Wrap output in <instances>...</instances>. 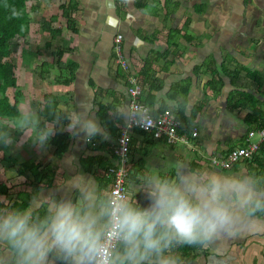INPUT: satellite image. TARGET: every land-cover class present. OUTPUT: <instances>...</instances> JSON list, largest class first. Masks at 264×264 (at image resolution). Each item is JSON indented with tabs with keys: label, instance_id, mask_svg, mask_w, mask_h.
<instances>
[{
	"label": "crops",
	"instance_id": "1",
	"mask_svg": "<svg viewBox=\"0 0 264 264\" xmlns=\"http://www.w3.org/2000/svg\"><path fill=\"white\" fill-rule=\"evenodd\" d=\"M69 1L27 0L44 11L42 23H60L53 29H62V34L52 43L46 41L48 47L57 46L56 50H42L37 45L39 37L52 38L50 29L40 36L29 34V48L15 60L20 117L0 118V123L14 124L13 144L0 145V152L17 163L0 164V180L10 187L7 196L0 195L1 202L8 204L19 196L27 198L28 205L35 204L39 197L71 198L74 193L66 183L78 174L94 178L101 196L109 195L110 169L120 166L117 141L129 126L132 110L126 80L114 58L118 34L123 35L124 57L140 80L145 60L157 58L152 75L160 90L142 96L139 102L144 106L154 102L150 111L155 114L170 109L179 117V133L189 140L188 144L173 146L154 133L128 131L132 151L127 187L137 188V202L147 204L139 190V177L150 169L169 176H175L181 167L184 172L249 176L254 184L264 187V140L256 126L246 123L248 114L255 113L253 118L264 114V0H72L77 5V31L73 34L63 29V21L52 22L60 16L61 5ZM47 3L48 10L57 11L49 15L45 11ZM33 29L31 21L32 34ZM59 48L63 50L61 62L55 60L53 64ZM165 52L166 57L158 60ZM67 63L77 69L76 76L70 84H63V80H70ZM43 64L50 65L46 73ZM55 69L57 82L49 84ZM48 94L59 103L58 117L52 122L38 114L44 110ZM180 103L186 107L179 110ZM106 107L110 125L104 119ZM76 113L99 124L101 133L91 138L95 148L83 133L69 129L70 116L75 119ZM18 121L37 133L52 129L53 135L41 147L29 139L31 131L16 127ZM193 131H197L198 138L193 137ZM56 133L68 137L61 158L51 144ZM250 133L254 135L250 137ZM247 139L262 146L254 161L240 162L230 170L213 164L215 158L223 159L233 149L245 146ZM24 163L52 166V186H37L30 172L19 175L18 169ZM253 220L250 228L235 235H225L207 246H180L173 253L182 264H264V213H257Z\"/></svg>",
	"mask_w": 264,
	"mask_h": 264
},
{
	"label": "clouds",
	"instance_id": "2",
	"mask_svg": "<svg viewBox=\"0 0 264 264\" xmlns=\"http://www.w3.org/2000/svg\"><path fill=\"white\" fill-rule=\"evenodd\" d=\"M69 121V129L83 133L92 145L91 138L102 131L94 119L78 113ZM16 127L31 131L29 139L41 147L53 135L52 129L37 133L20 121ZM10 142V134L0 132V144ZM131 151L132 137L129 177ZM139 180L146 205L137 202L135 186L103 197L96 180L84 174L67 181L71 198L39 197L24 208L0 205V264H182L174 248L207 246L250 228L257 213H264V187L249 176L181 167L175 176L150 169Z\"/></svg>",
	"mask_w": 264,
	"mask_h": 264
},
{
	"label": "trees",
	"instance_id": "3",
	"mask_svg": "<svg viewBox=\"0 0 264 264\" xmlns=\"http://www.w3.org/2000/svg\"><path fill=\"white\" fill-rule=\"evenodd\" d=\"M31 10L37 11V8H33ZM77 10L76 3L73 4V1L70 0L67 5H61L60 7V16H57L55 19H52V22L55 21H63L64 23V30H66L67 33L73 34L76 33V24H75V12ZM30 17H29V8L27 6V0H0V118H15L18 117L19 114V93L16 90L17 82H16V73H15V64L9 60L12 51H11V41L14 40L17 37H24L27 38L30 34ZM48 32H50V35L52 39H55L58 36H61L62 29H50ZM173 33L176 34L175 31ZM172 33V34H173ZM49 44V43H47ZM51 46V44H50ZM171 46V45H170ZM56 56L58 58V63L61 62V58L63 56V50L61 48L57 49ZM166 57V52L162 55L160 54L158 57V60L160 58ZM126 58V56H125ZM156 57H154V60H145L144 67L140 75H142V80L144 84L149 85V89L145 88L143 85V93L142 96H150V93L154 90L158 92L160 90V87H157L155 85V80L153 79L152 75V66L155 63ZM129 70L128 72L124 70L123 68L119 67L122 72V77L127 81L129 76H138L137 73L133 72L131 70V65L126 58ZM67 69L70 73V80H63V84H70L73 82L76 76V70L70 63H67ZM44 65V64H43ZM43 67L44 73H46L47 69L50 67V65H44ZM46 70V71H45ZM44 73L42 74V77L44 78ZM237 74V73H236ZM139 77V76H138ZM127 85V83H126ZM9 89H15V97H13V100L7 95V92ZM148 89V90H146ZM238 93V92H237ZM140 97V98H141ZM45 103H44V110L39 111V115L45 118V121L52 122L54 121L58 116V100L53 95H45L44 97ZM146 106L150 110V106H153L154 102L148 101L146 102ZM186 105H183V103L179 104V110L185 108ZM109 111V107H106L104 110V117L105 122L107 125L112 124L111 120L109 119V116L107 115ZM164 111V109L162 110ZM155 116L159 114L153 113ZM253 115L255 113H250L247 116L246 123L248 126H256L258 128L257 133H259L264 128V114L262 116H256V118H253ZM177 117V116H176ZM65 118V116H64ZM179 119V117H177ZM133 131H139V132H145L142 131L139 127H135ZM149 133H154L155 131H151ZM67 136L56 133V135L51 140V144L55 146V155L58 158H61L62 155L65 153L67 149ZM259 145V151L261 150V143H257ZM241 147H238L236 149H233L232 151H235ZM258 151V152H259ZM230 153V152H229ZM228 153V154H229ZM4 161H7L12 164H16L17 160L11 156L3 157ZM254 161V160H252ZM26 172H30L34 177V182H36V185L41 188H49L53 184V178H54V168L52 166H43L42 164H32V163H24L21 164V166L18 169L19 175H24ZM10 193V188L4 184L0 183V195L7 196ZM0 205L8 206V207H16V208H24L28 206V200L27 198L23 196H19L18 200H12V202L4 203L0 201ZM41 214H43L44 209H38Z\"/></svg>",
	"mask_w": 264,
	"mask_h": 264
},
{
	"label": "built area",
	"instance_id": "4",
	"mask_svg": "<svg viewBox=\"0 0 264 264\" xmlns=\"http://www.w3.org/2000/svg\"><path fill=\"white\" fill-rule=\"evenodd\" d=\"M114 58L117 65L128 72L129 65L123 54V35L115 36L113 45ZM128 92L131 98V115L129 118V126L124 129L118 138V156L120 166L110 169V177L112 178L111 194L119 195L123 187H127L129 178L128 153L131 148V135L128 131H132L135 127H139L142 131H155L158 136H163L169 143L188 144L189 140L185 135H181L178 131L180 123L170 110L164 111L154 118L150 110L139 102L143 93V82L137 76H129L127 80ZM264 128V127H263ZM197 131L193 132V137H197ZM253 135V133L251 134ZM261 138L264 139V129L259 132ZM95 145V143H93ZM259 151V145L248 143L247 146L241 147L235 151H231L226 158L213 160V163L223 169H229L234 164L252 160Z\"/></svg>",
	"mask_w": 264,
	"mask_h": 264
},
{
	"label": "rangeland",
	"instance_id": "5",
	"mask_svg": "<svg viewBox=\"0 0 264 264\" xmlns=\"http://www.w3.org/2000/svg\"><path fill=\"white\" fill-rule=\"evenodd\" d=\"M47 1V0H46ZM49 2V1H48ZM56 4V3H55ZM27 6L29 8V17H30V20L32 21V24H33V34L30 33V36L34 37V36H40L43 34L44 31L48 30V29H53L54 27H58L60 25V23L56 22L54 25H52L51 22H44L42 23L43 21V18H42V8L40 9L39 6H35L34 4H31L30 2L28 3L27 2ZM48 6L49 4L47 3L46 7H45V11L50 15L53 11H57L55 9H51V10H48ZM33 8H37V11H34V10H31ZM37 12L41 13V14H37ZM45 19V18H44ZM38 23V24H37ZM63 25V28H64V23L61 22ZM44 24V27L43 29L41 28V25ZM44 30V31H43ZM30 36H28L27 38H24V37H17L15 38L14 40L11 41V51H12V54L9 58V60H11L13 63H15V60H17V58H19V56L21 57L22 55V51L23 49H26V48H29L27 46L28 43L30 42L29 41V38ZM47 40H51L50 43H52V38L48 37L46 38L45 36L43 37H39V42L37 43L38 47H40V49H44L46 48L47 50H52V49H55L57 46H47V43L46 41ZM35 44V43H34ZM36 46V44L34 45V47ZM51 47V48H50ZM56 50V49H55ZM50 55V54H49ZM55 57H57L55 55ZM54 57V58H55ZM52 57L50 56V59ZM52 58L53 60V64L55 63V60L58 61V58ZM30 64V63H28ZM56 65V64H55ZM56 67V66H55ZM37 75V73H36ZM57 75H58V71L55 69L52 73H50V80L47 81V83H53L54 81H56V78H57ZM55 77V78H54ZM69 77V75H68ZM54 78V80L52 81V79ZM57 82V81H56ZM55 88V87H53ZM18 89V88H17ZM16 89V90H17ZM15 89H9L8 92H7V95L13 100V97H15V92H16ZM30 96V94H29ZM1 94H0V98H1ZM41 97H43L41 95ZM43 105V104H42ZM20 117V115L18 116ZM18 117H15L14 119H17ZM8 127V129H6ZM13 128H14V124L13 123H9V124H5V123H0V132H8L10 134V137H11V142L12 143V140H13V135H14V131H13ZM257 138H255L253 141H256ZM13 144V143H12ZM0 145H4V144H0ZM2 154H6L4 152H0V164H2V161H4L2 158H3V155ZM1 169V167H0ZM0 183H4L2 180H0ZM5 184V183H4ZM10 188V187H9Z\"/></svg>",
	"mask_w": 264,
	"mask_h": 264
},
{
	"label": "bare ground",
	"instance_id": "6",
	"mask_svg": "<svg viewBox=\"0 0 264 264\" xmlns=\"http://www.w3.org/2000/svg\"><path fill=\"white\" fill-rule=\"evenodd\" d=\"M184 132V131H183ZM186 134V133H185ZM192 136V135H191ZM191 138V137H190ZM196 138V137H195ZM198 138V137H197ZM188 139V138H187ZM192 139V138H191ZM89 142V141H88ZM118 142V141H117ZM117 142H116V144H117ZM178 144H180V143H178ZM183 144V143H182ZM181 145V144H180ZM185 145V144H184ZM174 146V145H173ZM93 147V146H92ZM94 148H95V146H94ZM118 158V157H117ZM120 161V160H119ZM213 162V161H212Z\"/></svg>",
	"mask_w": 264,
	"mask_h": 264
}]
</instances>
